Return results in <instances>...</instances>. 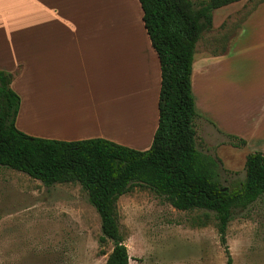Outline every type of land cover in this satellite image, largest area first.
<instances>
[{
  "label": "crops",
  "instance_id": "1",
  "mask_svg": "<svg viewBox=\"0 0 264 264\" xmlns=\"http://www.w3.org/2000/svg\"><path fill=\"white\" fill-rule=\"evenodd\" d=\"M244 3L213 10L206 31L223 26L218 44L225 39L226 45L196 54L191 88L193 93L200 75L203 96L194 97L196 111L201 107L196 118L213 127L214 137L223 142L234 135L245 144L229 141L232 150L251 145L264 152V0L248 9ZM129 6L135 38L122 33L115 46V24L126 19ZM224 65L232 74L218 80L232 90L218 91L224 106L215 118L205 102V77L209 83ZM0 70L13 74L10 86L21 99L15 124L29 135L66 141L102 137L140 150L151 144L160 65L138 0H0ZM44 112L50 120L38 121ZM110 112L127 132L108 126Z\"/></svg>",
  "mask_w": 264,
  "mask_h": 264
},
{
  "label": "trees",
  "instance_id": "2",
  "mask_svg": "<svg viewBox=\"0 0 264 264\" xmlns=\"http://www.w3.org/2000/svg\"><path fill=\"white\" fill-rule=\"evenodd\" d=\"M138 1L160 65L158 118L150 146L140 150L102 137L66 141L21 131L15 124L21 99L10 86L13 74L0 70V165L45 185L78 183L100 218L99 242L112 244L104 264H129L117 200L135 186L163 195L176 209L214 211L231 264L226 227L233 209L264 196V152L246 155L244 179L234 188L221 184L216 160L196 147L191 73L196 43L211 28L213 10L239 0ZM228 138L233 146L245 144L234 135Z\"/></svg>",
  "mask_w": 264,
  "mask_h": 264
},
{
  "label": "rangeland",
  "instance_id": "3",
  "mask_svg": "<svg viewBox=\"0 0 264 264\" xmlns=\"http://www.w3.org/2000/svg\"><path fill=\"white\" fill-rule=\"evenodd\" d=\"M257 1L245 0L243 7L248 9ZM234 6L231 3L225 7ZM130 9L126 19L115 24V46L123 41L122 33L135 38ZM222 28L201 34L194 57L205 50L224 48L225 39L218 44L220 33L225 32ZM222 69V74H212L209 83L205 77V102L215 118L224 106L218 91L232 90L218 80L223 74L230 76L231 67L224 65ZM197 76L195 81L200 80V84L193 94L201 100L202 85ZM197 112L201 114L200 105ZM113 114L118 128L125 132L122 120ZM194 123L197 149L214 157L221 184L234 188L244 179L245 158L253 152L251 145L232 150L228 139L220 142L221 137L212 135L214 129L207 124L208 129L207 122L195 118ZM117 213L129 264H227L214 211L176 209L163 195L135 186L119 196ZM99 235L100 218L78 183L45 185L24 172L0 165V264H104L112 244H101ZM226 245L231 264H264V196L246 208L232 210Z\"/></svg>",
  "mask_w": 264,
  "mask_h": 264
},
{
  "label": "bare ground",
  "instance_id": "4",
  "mask_svg": "<svg viewBox=\"0 0 264 264\" xmlns=\"http://www.w3.org/2000/svg\"><path fill=\"white\" fill-rule=\"evenodd\" d=\"M131 10L132 9H130V11H129V17L131 18V21L134 23L135 22V18H134V14H133V11L131 12ZM46 107V106H45ZM47 108L48 107H46V110H47ZM45 111V110H44ZM48 111V110H47ZM38 118H37V120L39 121L40 119H43V122L45 121V122H48L49 120H50V118H51V116H48V114H46L45 112L42 114V116H37ZM58 118V117H57ZM35 119V118H34ZM107 119H109L108 120V126L110 127V128H112L113 130H116L117 132H119V133H121V134H123V133H125V132H127V131H125V132H123V131H121L119 128H118V126H119V124L117 123V121L114 119V114L113 113H109L108 115H107ZM118 138H120L121 139V137L120 136H118Z\"/></svg>",
  "mask_w": 264,
  "mask_h": 264
}]
</instances>
